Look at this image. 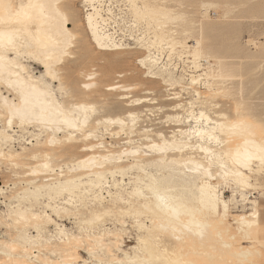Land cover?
<instances>
[{"label": "bare ground", "instance_id": "bare-ground-1", "mask_svg": "<svg viewBox=\"0 0 264 264\" xmlns=\"http://www.w3.org/2000/svg\"><path fill=\"white\" fill-rule=\"evenodd\" d=\"M128 1L133 15L142 18L145 24L152 19L158 20L153 21V29L146 25V30L152 31L143 36L152 35L147 42L148 52L138 60L139 64L147 73H157L163 82L171 85L181 84L182 79L187 80V84L196 83L200 73L175 76L167 71L164 74L156 66L159 57L149 53V47L161 48L165 44L163 23L179 14L166 6L150 5L145 0L140 4L136 0ZM70 2L0 0V162L8 165L10 177H13L11 188L16 189L9 200L14 199L16 204L11 200L1 202L7 206L4 217L22 223V227L32 224L36 230V235H31L19 229L16 236L0 240V253L8 258V264H76L69 254L65 257L61 254L65 244L71 240L79 242L84 235L92 242L86 252L95 261L90 263L81 259L80 264H149L151 259L160 257L178 264H198L185 255L188 251L184 248L189 243L204 242L209 238L208 233L213 232L221 236V240L226 235L228 241L222 240L224 244L232 249L237 245L236 248L247 255L239 241L261 242L258 209L255 205L235 220L240 235L237 236L228 226V203L219 196L218 184L212 181L218 177L229 180L241 191L249 188L252 175H258L264 166V133L255 135L256 126L243 117L231 119L222 110H214L212 117L203 109L195 110L203 104L217 106L197 90L194 91L195 98L186 102V117H173L172 124L185 123L186 127H175L167 133L152 131L150 124L136 126L134 122L139 114L132 110L122 116L93 117V104L72 101L69 91L64 92V83L57 72V65L68 53L74 37L66 10ZM81 2L88 7L84 9L83 23L94 46L101 50L121 47L113 37L114 32L106 29L108 17L105 14L109 15L111 9H104L101 0ZM199 54V41L196 40L189 60L196 71L200 66ZM30 63L42 70L34 72ZM92 75L88 72L84 76L89 79ZM122 75V72L116 73L117 77ZM91 85L93 82H82L80 86L85 89ZM117 88L120 91L132 89L111 84L105 90ZM144 92L150 93L147 89ZM127 97L128 93L119 94L120 99ZM151 100L135 98L125 104L133 106ZM180 106L177 103L173 107ZM235 109L239 112L237 107ZM146 110L148 113L141 115L151 114L146 107L141 112ZM112 124L117 128L113 134H124L117 150L110 148L119 142L105 144L99 139L104 133L110 134L108 125ZM141 139L145 143H138ZM72 153L77 155L70 157ZM63 155L69 159L61 165L54 164V160ZM213 168L217 170L213 171ZM191 174H194L192 178L189 177ZM0 190L4 192L2 188ZM105 197H109L118 212H127L136 218L145 213L148 216L149 224L135 219L137 230L142 232L136 236L131 251L118 248L122 251L120 258L107 259L111 256L105 247L110 243L109 229L95 230L91 226L92 222L101 220V216L97 217L100 212L104 214L113 209L105 205ZM42 198L46 201H39ZM87 201L91 204L87 205ZM35 203L40 205L38 212L33 210ZM81 209L88 214L87 219H76L88 229L83 228L85 234L82 236L68 233L59 223L53 234L43 231L53 220L52 214L60 217L62 213L71 212L80 217ZM205 211L218 216L209 232H203L201 228L207 221L200 215ZM155 229L167 231L169 239L156 234ZM113 239L112 243L119 239L122 246L121 237L113 235ZM55 241L61 242L51 249L58 261L46 262L45 257L38 261V249L37 254H33L36 251L33 248ZM17 245L20 249L15 252ZM250 253L257 256L259 249Z\"/></svg>", "mask_w": 264, "mask_h": 264}, {"label": "rangeland", "instance_id": "rangeland-1", "mask_svg": "<svg viewBox=\"0 0 264 264\" xmlns=\"http://www.w3.org/2000/svg\"><path fill=\"white\" fill-rule=\"evenodd\" d=\"M101 1L105 4L104 9L107 7L111 9L109 15L105 14L108 17L106 29L114 32L113 37L121 47L113 50L96 48L90 41L83 23L84 9L88 7H86V4H82L81 0H71L66 10L70 19L69 27L74 31V37L68 53L57 65V72L64 83V92L69 91L72 101H84L93 104L95 108L93 117L122 116L126 114L127 110H132L137 115L139 114L134 122L136 126L144 127L150 124L152 131L162 130L167 133L175 127H186L185 123L172 124L173 117L175 115H178L180 119L186 117V102L195 98L194 91L197 90L201 92L203 97L212 102L211 104L217 106L213 108L214 106L203 104L195 110L203 109L212 117L215 115L214 110H222L231 119L243 117L254 124L256 126L254 128L255 135L264 133V0H145L150 5L153 4L155 7L166 6L179 14V18L163 23L162 28L166 31L163 41L165 44L161 48L149 47V53L159 57L156 66L162 69L164 74L169 71L175 76L184 75V73L195 75L200 73L194 84H187L185 83L187 80L182 79L181 84L173 85L163 82L157 73H147L146 69L138 62L148 52L147 42L152 33L145 37L143 35L145 32H151L152 26H155L154 22H158V20L148 21L152 24L146 22L148 27H152V29L146 30L147 24L141 20L142 18L138 19L139 16L133 15L128 0ZM136 1L137 4H140L141 0ZM156 30L158 29L156 28ZM196 40L199 41L200 51V58L198 59V65L200 64V66L197 71L189 62L192 59L190 52L195 47ZM173 43L174 45L170 46ZM30 67L33 68L34 72L42 70L31 63ZM88 72L93 73L89 79L84 76ZM117 72H122L123 75L117 77ZM82 82H93V85L84 89L80 86ZM111 84L130 86L132 89L128 91H120V88L105 90V87ZM144 89L149 90L150 93H145ZM122 93H128L129 97L120 99L119 94ZM142 97L151 98L152 100L133 106L125 104L127 100ZM177 103H180L181 106L173 107ZM145 107L150 109V115H141L147 112V110L141 112V109ZM235 107L239 112L236 111ZM108 128L110 134L104 133L99 139L104 141L105 144L119 142L116 143L114 148H110L111 150H117L121 145L124 134L121 132L113 134L117 131L116 126L113 124L108 125ZM139 142L143 144L145 140H138ZM142 149L146 151V149ZM57 150H60V148L58 147ZM75 155L77 154L72 153L69 156L73 157ZM68 159V156L63 155L54 160V164L61 165ZM215 170L217 169L213 168V171ZM186 173L189 172L186 171ZM193 175L191 174L189 177L192 178ZM11 177L8 165L0 162V188L4 191L1 192L0 190V240L16 236L19 229L28 234L36 235V230L32 227V224L22 227V223L13 222L8 217H4L7 206L1 201L9 202L11 200L13 204H16L14 199L9 200V197L15 194L16 189L11 188L13 178ZM116 178L121 179L119 176H116ZM212 182L218 184L219 196L228 203V226L231 232H234L237 236L240 235L235 220L240 214H246L256 205L261 242L250 243L244 239L240 240V246L247 253L245 255L240 249L236 248L237 245L232 249L223 243L224 240L228 241L226 235L223 236L222 242L221 236L214 235L215 233L211 232L208 233L209 238L204 242L189 243L184 248L188 251H185V255L197 261L198 264H264V166L260 169L258 175H252V185L246 188L245 191H241L229 180L217 177ZM109 183H111V178H109ZM17 186L19 185L17 184ZM108 199L109 197H105L104 202L109 208H113L112 211L104 212V214L100 212L102 215L99 214L97 217L101 216V220L99 218V220L94 219L97 223L92 222L91 226H94L92 229L95 230L109 229L110 234L107 235L110 243L105 247L107 253L111 256L107 259L120 258L122 257V251L118 248L131 251L130 247L136 244V236L142 232L137 230L135 219L144 220V223L149 224V221H147L148 216H145V213L136 218L127 212H118ZM248 199L255 200V204L247 201ZM39 201L45 202L46 199L42 198ZM87 202V205L91 204L90 201ZM37 204L35 203L33 206V210L36 212L41 210L40 205ZM93 205L94 203L91 207ZM81 210L80 217V214L73 215L71 212L68 214L62 213L60 217L52 214L53 220L45 225L43 231L54 233L55 225L59 223L64 226L68 233L82 236L85 234L83 228L88 229L85 224H83L84 227L78 221L80 218L87 219L88 214L85 209ZM46 212L50 213V211ZM200 215L207 220L201 226L203 232H209L211 224L217 220L218 216L206 211ZM125 228L127 230L122 231ZM119 229L121 230L119 231ZM155 233L160 234L165 240L169 239L167 231L155 229ZM113 235L121 237L123 247H120L119 239L112 243L114 240ZM90 243L92 242L83 235L79 242L71 240L65 244V250L62 251L61 255L65 257L66 254H69L68 257L70 259L74 258L72 261H76V264H80L79 260L81 259L94 262L95 260L90 258V255L86 252V249L90 250L88 245ZM55 244L61 245V242L55 241L49 245L37 246L33 248L36 250L33 254H37L38 249V261L43 260L45 257L46 262H57V255L51 252V249L56 248ZM75 244H77V247H75ZM19 249L20 246L17 245L14 251L18 252ZM255 249H259L257 256L250 253ZM94 250L98 251L97 247H94ZM1 262L8 264V258L0 253V264ZM32 263L38 264V262ZM149 264L178 263L160 257L151 259Z\"/></svg>", "mask_w": 264, "mask_h": 264}]
</instances>
